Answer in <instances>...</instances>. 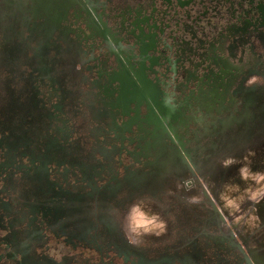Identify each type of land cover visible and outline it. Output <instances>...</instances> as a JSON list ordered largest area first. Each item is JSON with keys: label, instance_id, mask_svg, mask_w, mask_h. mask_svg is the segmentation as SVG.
<instances>
[{"label": "flooded vegetation", "instance_id": "1", "mask_svg": "<svg viewBox=\"0 0 264 264\" xmlns=\"http://www.w3.org/2000/svg\"><path fill=\"white\" fill-rule=\"evenodd\" d=\"M3 1L4 8L11 9V17L24 9V0ZM32 1L37 3L32 12L44 18V29L60 31L57 37L67 39L72 46L69 61H98L94 69L99 70L97 76L105 83L91 84L100 92L88 105L93 124L88 134L96 135L106 127L109 139L101 144L102 137L93 138L94 153L85 154L87 164L77 166L70 125L62 120V111L55 104L52 118L56 122L51 127L55 136L46 147L55 159L39 149L32 154L27 141L17 146L12 139L0 137V260L6 255L13 260L19 253L27 259L14 263L207 264L198 243L166 257L161 253L176 250L178 245L153 240L149 247H140L146 252L137 249V253L118 245L104 249L95 244L92 248L95 236L89 238L75 227L102 217L105 241L125 242L117 222L111 224L106 218L113 221L126 203L147 193L148 188L137 182L135 171L124 175V168L155 161L171 145L170 140L163 141L166 136L180 144L171 123L190 108V92L196 93L193 98H199L198 104L206 111L212 110L216 101L219 107L224 106V94L229 92L237 72L230 61H239L235 60L234 49L239 47L243 55L247 50V58L256 55V44L264 49V0H131L120 10L99 0ZM4 8L0 9V19L6 21L0 26L10 31L12 24ZM68 13L70 18L63 24L58 17ZM228 43L232 60L222 51ZM95 52L105 55L102 61ZM205 83L210 87L209 94L204 91ZM157 138L159 141L153 143ZM103 144L106 146L101 147ZM181 150L178 155L186 162L183 169L194 171L192 159ZM126 158L128 164L124 165ZM90 170H96L94 175ZM91 192L100 195V202L94 206L99 213L95 218ZM14 193L23 196L15 214L18 205L13 201ZM19 220L30 230H15V241H11L14 228L10 226ZM66 226L68 232L64 231ZM244 234L238 235L244 238ZM35 246L42 248V255L54 251L64 259L53 263L46 256L32 253ZM251 262L264 264V255L252 249Z\"/></svg>", "mask_w": 264, "mask_h": 264}, {"label": "rangeland", "instance_id": "2", "mask_svg": "<svg viewBox=\"0 0 264 264\" xmlns=\"http://www.w3.org/2000/svg\"><path fill=\"white\" fill-rule=\"evenodd\" d=\"M99 1L114 10H120L127 2H131ZM36 5L35 1L24 0V9L19 10L15 17H11L8 15L11 9L4 8L5 3L0 0V9L4 8L12 24L10 31H4L3 26H0V137L12 139L11 143L17 146L27 141L28 150L32 154L38 153L39 149L44 155L55 159V155L46 149L55 136L51 128L52 122H56V119L52 118L55 104L58 110L62 111V120L70 125L72 142L75 141L76 145L75 153L79 155H76L75 163L77 166L84 165L88 161L84 155L94 153L93 138L98 140L102 137L101 144L109 139L106 137L109 136L106 127L105 131L101 128L96 135L88 134L93 129L88 105L93 99L96 101L100 92L97 85L91 87V84L97 82L101 85L105 81L97 76L99 70L96 72L94 69V62L98 61H91L90 64L84 61H69L72 46L68 44L67 39L57 37L60 31L44 29V18L32 12ZM96 10L98 11V7ZM67 12L71 13L69 9ZM69 13L61 14L58 19L64 24L67 18H70ZM5 21L6 18L0 19L1 23ZM255 41L253 39V42ZM227 45L225 50L222 47V51L232 60V50L228 49L229 43ZM255 52L253 58L252 55L247 58V50L246 55H243L239 47L234 49L235 60L239 58V61L230 62L237 66V72L229 92L224 94L222 108L216 101L213 109L206 111L198 104L200 99L193 98L196 93L190 92L187 98L190 108L181 115L182 118L179 117L171 123L176 129L180 144L175 138L171 141L167 136L163 138L161 135V139L166 138L163 141L171 142L167 151L159 154L160 156L151 163H138L135 166L132 164V167L124 168V175L128 171H135L137 182L148 188L147 193L134 196L118 211V215H114L113 221L110 218L105 219L111 224L117 222V228L125 239L124 243L105 241L102 217L99 216L98 221L93 219L89 225L75 227L89 238L91 235L95 236V241L91 239L92 248L101 245L106 249L118 245L131 247L136 253L146 252L140 247H149L148 244L153 240L179 246H176V250L161 253L166 257L181 253L186 246L198 243L205 259L208 260L207 264H252V249L264 255V201L257 205L245 202L241 211L234 214L224 207L220 199L224 184H237L241 190L247 187L238 175L241 165L236 164L225 169L219 164L224 157L234 156L237 160L246 157L251 161L253 172L264 171V49L256 44ZM95 55L99 61L105 56L98 55V52H95ZM241 58L243 61H240ZM104 77L106 75H103ZM198 84L199 82L196 86H199ZM203 86L204 91L209 94L210 87L206 83ZM249 97L251 103L248 105ZM158 141L159 138L153 143ZM181 149L192 159L194 171L183 169V163L186 162L184 156L182 158L178 155L182 153ZM156 152L157 150H154V153ZM127 159L124 165L128 164ZM95 171L90 170L89 173L94 175ZM80 180V176L77 177V182ZM186 182H189L187 186ZM16 194L12 195L15 205H18L13 211L14 214L20 210L23 200L22 195ZM191 196H199L201 202L189 204L187 200ZM89 199H92L90 203L95 218L94 215L99 213L98 208L94 206L96 202H100V195L91 192ZM133 203L158 213L166 220L167 233L161 237L146 236L140 246L131 244L121 224ZM3 217L5 218V214ZM10 227L14 228L11 241H15V230L25 233L30 230L20 220ZM64 231H69L67 226ZM238 234H244L245 239L240 238ZM237 245L243 250L244 256ZM40 248L35 246L32 253L46 256L53 263L63 261L64 255L54 251L42 255ZM2 251L3 248L0 247V255ZM16 255L13 259L15 261L8 255L5 258L2 256L0 264H17L14 263L16 260L23 262L27 259L19 253Z\"/></svg>", "mask_w": 264, "mask_h": 264}, {"label": "clouds", "instance_id": "3", "mask_svg": "<svg viewBox=\"0 0 264 264\" xmlns=\"http://www.w3.org/2000/svg\"><path fill=\"white\" fill-rule=\"evenodd\" d=\"M219 164L225 169L240 164L238 175L247 185L243 190H241L239 185L232 183L222 186L220 199L226 209L236 214L241 211V206L245 202L257 205L264 201V171L253 172L251 161L246 157L237 160L234 156H226L219 161ZM187 202L189 204H199L201 198L199 196H191ZM121 226L129 242L140 246L146 236L161 237L165 235L168 222L158 213L147 211L140 204L133 203L124 215Z\"/></svg>", "mask_w": 264, "mask_h": 264}]
</instances>
